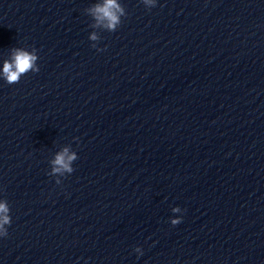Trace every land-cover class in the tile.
I'll return each mask as SVG.
<instances>
[{"label": "clouds", "instance_id": "9594fccd", "mask_svg": "<svg viewBox=\"0 0 264 264\" xmlns=\"http://www.w3.org/2000/svg\"><path fill=\"white\" fill-rule=\"evenodd\" d=\"M141 3L148 9L156 7L157 0H141ZM85 13L89 15L93 23L91 28H103L108 32H115L122 23V17H126L127 12L125 7L119 2V0H103L102 3H94L90 7L85 9ZM89 40L94 42L91 46L97 48V43L100 40V36L97 32L93 31L89 35ZM103 49L97 48V51ZM38 55L37 50L33 48L31 51L23 48H14L12 50L11 58L3 62L2 70H0V79L5 80L9 85L19 83L21 77L28 72H39L37 65ZM78 159L75 151L71 150V147H63L58 151L54 158L49 161L50 172L48 175L56 177V184H61V177H65L66 174L73 173V163ZM172 212L181 213L182 209L179 207H173ZM173 226L182 222V217L177 216L171 219ZM12 223L10 215V207L7 200L0 199V237L8 236V226ZM134 251L138 255H142V249L136 247Z\"/></svg>", "mask_w": 264, "mask_h": 264}]
</instances>
